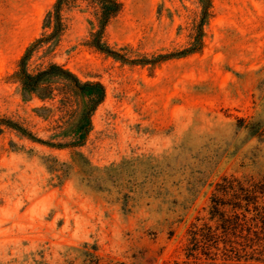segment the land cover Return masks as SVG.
Here are the masks:
<instances>
[{
	"label": "rangeland",
	"instance_id": "1",
	"mask_svg": "<svg viewBox=\"0 0 264 264\" xmlns=\"http://www.w3.org/2000/svg\"><path fill=\"white\" fill-rule=\"evenodd\" d=\"M118 1L101 43L120 57L93 44L98 0H68L55 34L57 0H0V264H264L189 250L217 183L264 179V0ZM29 49L30 73L105 87L82 147L32 139L72 141L73 108L60 80L23 98Z\"/></svg>",
	"mask_w": 264,
	"mask_h": 264
},
{
	"label": "trees",
	"instance_id": "2",
	"mask_svg": "<svg viewBox=\"0 0 264 264\" xmlns=\"http://www.w3.org/2000/svg\"><path fill=\"white\" fill-rule=\"evenodd\" d=\"M67 1L57 0L48 16L54 25L53 34L61 30V11ZM98 1L101 5L100 30L95 34L93 44L102 52L120 57L101 43V37L109 20L120 12L122 4L118 0ZM200 1L205 5L209 2ZM31 52V49L27 51L19 65L18 80L23 98L27 100V96L34 95L42 101L49 100L54 96L56 80H60L63 82L60 87L65 92L63 105L73 108L70 113L72 122L62 133L64 137H72V141L54 144L32 139L56 149L82 147L92 129V117L105 100V87L99 82H83L57 64L30 73L26 67ZM20 131L26 135L24 130ZM189 235V250L195 259L204 255L211 261L221 258L231 263L264 262V179L224 177L217 183L211 198L208 222L194 226Z\"/></svg>",
	"mask_w": 264,
	"mask_h": 264
}]
</instances>
